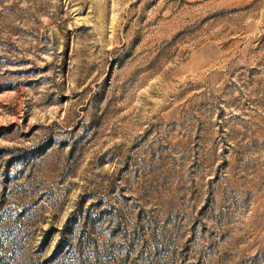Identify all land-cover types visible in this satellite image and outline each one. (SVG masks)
Masks as SVG:
<instances>
[{
    "label": "rangeland",
    "instance_id": "1",
    "mask_svg": "<svg viewBox=\"0 0 264 264\" xmlns=\"http://www.w3.org/2000/svg\"><path fill=\"white\" fill-rule=\"evenodd\" d=\"M3 264H264V0H0Z\"/></svg>",
    "mask_w": 264,
    "mask_h": 264
},
{
    "label": "trees",
    "instance_id": "2",
    "mask_svg": "<svg viewBox=\"0 0 264 264\" xmlns=\"http://www.w3.org/2000/svg\"><path fill=\"white\" fill-rule=\"evenodd\" d=\"M0 264H3V259L0 257Z\"/></svg>",
    "mask_w": 264,
    "mask_h": 264
}]
</instances>
